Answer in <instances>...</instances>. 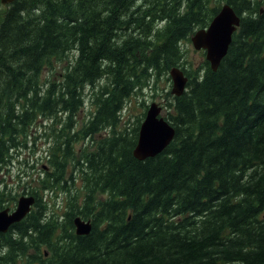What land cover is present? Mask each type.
I'll return each mask as SVG.
<instances>
[{
    "label": "trees",
    "instance_id": "1",
    "mask_svg": "<svg viewBox=\"0 0 264 264\" xmlns=\"http://www.w3.org/2000/svg\"><path fill=\"white\" fill-rule=\"evenodd\" d=\"M225 2L241 20L227 53L193 65L182 41ZM181 63L186 89L168 91L164 115L175 136L139 159L146 111L121 128V110ZM87 86L95 108L79 123ZM41 116L46 168L25 180L30 211L0 232V264H264V0H0V170ZM49 189L65 192L60 219ZM16 191L2 186L0 208Z\"/></svg>",
    "mask_w": 264,
    "mask_h": 264
},
{
    "label": "rangeland",
    "instance_id": "2",
    "mask_svg": "<svg viewBox=\"0 0 264 264\" xmlns=\"http://www.w3.org/2000/svg\"><path fill=\"white\" fill-rule=\"evenodd\" d=\"M6 4V3H4ZM159 24H161L159 22ZM158 24V25H159ZM181 51L184 54L183 58L190 59L192 64L200 63L202 60L206 58L205 50L194 48L192 40L190 38H186L181 43ZM75 51L71 50L68 53V56L64 60H55L52 61L51 64H47L44 66L42 71V79L51 78L56 79L59 73L64 69L63 67L66 65L68 58L73 59L71 56ZM207 59V58H206ZM181 68L184 65L178 64ZM183 69V68H182ZM186 74V73H185ZM169 79L166 75H161L158 79H149L147 85H143L142 89H139L137 92L132 93L125 103L123 109L121 110V120L120 127L123 128L126 125H133L137 118L142 117L144 110L150 105V103L155 100L162 105L161 115H167V112L170 111L168 100L170 99L169 90L172 89V78L169 72ZM85 104L83 107H80L78 111L77 120L81 123L85 118H87L90 113L89 111L94 110L95 105L91 102V92L92 89L90 86L85 88ZM172 94V92H171ZM144 116V114H143ZM143 118V117H142ZM141 118V119H142ZM141 121V120H140ZM47 118L44 116L38 117L35 121L32 128V137L27 141V146L21 148L18 152L14 151V156L12 160V165L1 168L0 170V189L2 186L5 187H13L16 189V201L17 197L22 193L24 188L25 180H30L31 178L36 177V173L41 172V168L45 167L47 162L45 159L47 144L49 142L48 135L46 134ZM101 134H105L104 131L95 135V138H98ZM83 141L79 142L78 146H82ZM46 168V167H45ZM31 185V181L29 186ZM43 198L48 202L49 213L58 216L61 218V213H63V204L65 200V192L63 190H42ZM14 207V206H13ZM12 208V207H10Z\"/></svg>",
    "mask_w": 264,
    "mask_h": 264
},
{
    "label": "water",
    "instance_id": "3",
    "mask_svg": "<svg viewBox=\"0 0 264 264\" xmlns=\"http://www.w3.org/2000/svg\"><path fill=\"white\" fill-rule=\"evenodd\" d=\"M7 1L11 0H2L3 3ZM219 9L207 27L197 28L190 36L194 48L205 50V56L214 69L220 65L231 45L234 31L241 23L240 15L231 3H223ZM169 74L173 86L171 92L183 93L186 89L188 75L179 65H172ZM161 109L162 105L153 100L140 121L138 139L133 149L134 155L139 159L161 152L175 136L174 126L164 115H161ZM17 198L14 208L9 206L0 208V232L7 231L15 221L25 217L36 199L32 193L26 192ZM73 219L77 233L90 232L91 219H83L80 215H76Z\"/></svg>",
    "mask_w": 264,
    "mask_h": 264
},
{
    "label": "bare ground",
    "instance_id": "4",
    "mask_svg": "<svg viewBox=\"0 0 264 264\" xmlns=\"http://www.w3.org/2000/svg\"><path fill=\"white\" fill-rule=\"evenodd\" d=\"M234 36V35H233ZM65 206V205H64Z\"/></svg>",
    "mask_w": 264,
    "mask_h": 264
}]
</instances>
